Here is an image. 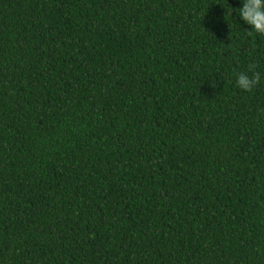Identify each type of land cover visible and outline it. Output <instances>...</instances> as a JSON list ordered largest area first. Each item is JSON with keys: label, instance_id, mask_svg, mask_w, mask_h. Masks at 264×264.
I'll use <instances>...</instances> for the list:
<instances>
[{"label": "trees", "instance_id": "trees-1", "mask_svg": "<svg viewBox=\"0 0 264 264\" xmlns=\"http://www.w3.org/2000/svg\"><path fill=\"white\" fill-rule=\"evenodd\" d=\"M241 6L0 0V264H264Z\"/></svg>", "mask_w": 264, "mask_h": 264}, {"label": "clouds", "instance_id": "clouds-1", "mask_svg": "<svg viewBox=\"0 0 264 264\" xmlns=\"http://www.w3.org/2000/svg\"><path fill=\"white\" fill-rule=\"evenodd\" d=\"M241 7L236 8L240 19L250 26L249 35H264V0H239ZM260 74L241 71L236 79V86L247 92H251L259 83Z\"/></svg>", "mask_w": 264, "mask_h": 264}]
</instances>
